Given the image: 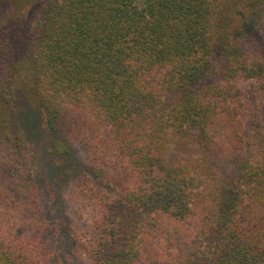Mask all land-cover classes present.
<instances>
[{"label":"trees","instance_id":"1","mask_svg":"<svg viewBox=\"0 0 264 264\" xmlns=\"http://www.w3.org/2000/svg\"><path fill=\"white\" fill-rule=\"evenodd\" d=\"M0 264H264V0H0Z\"/></svg>","mask_w":264,"mask_h":264},{"label":"rangeland","instance_id":"2","mask_svg":"<svg viewBox=\"0 0 264 264\" xmlns=\"http://www.w3.org/2000/svg\"><path fill=\"white\" fill-rule=\"evenodd\" d=\"M139 1L143 2L145 0H139ZM236 6H234V10H233L234 12L232 15L238 16V19L240 17L245 22L246 20L244 18V14L240 11L241 8L239 6H237V7ZM74 150H75L76 154L79 155L80 157L84 155V150L82 148L77 146V147H74Z\"/></svg>","mask_w":264,"mask_h":264}]
</instances>
